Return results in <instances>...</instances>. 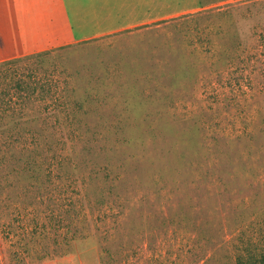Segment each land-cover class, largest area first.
I'll return each mask as SVG.
<instances>
[{"label": "rangeland", "instance_id": "rangeland-1", "mask_svg": "<svg viewBox=\"0 0 264 264\" xmlns=\"http://www.w3.org/2000/svg\"><path fill=\"white\" fill-rule=\"evenodd\" d=\"M199 9L0 0V60L55 49L49 72L82 103L80 169L101 168L93 186L108 197L89 190L79 238L52 256L54 236L25 234L23 215L38 209L52 231L53 201L0 146V264H236L239 249L264 251V75L227 65L216 29L181 18Z\"/></svg>", "mask_w": 264, "mask_h": 264}, {"label": "trees", "instance_id": "trees-1", "mask_svg": "<svg viewBox=\"0 0 264 264\" xmlns=\"http://www.w3.org/2000/svg\"><path fill=\"white\" fill-rule=\"evenodd\" d=\"M199 7L181 18L191 17L198 34L216 29L215 45L222 46L227 65L245 69L253 65L264 75V0H199ZM54 52L46 49L0 61V146L6 149L5 164L13 159L17 175L30 179L29 188L37 187L53 201L52 231L38 230L45 221L37 209L23 215L24 233L33 235L37 230L39 239L44 234L54 236L52 256H62L79 238L80 213L89 207L85 201L92 200L89 190L102 198L101 203L108 197L103 188L97 192L93 186L101 168L92 166L89 175L80 169L83 150L76 129L80 121L71 110L82 103L65 96L66 90H75L71 82L65 88L49 72L47 63ZM93 150V146L84 148L87 153ZM30 215L36 218L34 226L31 219L25 220ZM28 245L29 252L33 246ZM236 264H264V251L239 249Z\"/></svg>", "mask_w": 264, "mask_h": 264}, {"label": "crops", "instance_id": "crops-1", "mask_svg": "<svg viewBox=\"0 0 264 264\" xmlns=\"http://www.w3.org/2000/svg\"><path fill=\"white\" fill-rule=\"evenodd\" d=\"M142 21V20H141ZM120 26H122V27H125V26H129V24L127 25V24H121ZM69 35V31H68V29H67V27L65 26V28H64V30H63V33H62V36L63 37H67ZM1 61V60H0Z\"/></svg>", "mask_w": 264, "mask_h": 264}]
</instances>
